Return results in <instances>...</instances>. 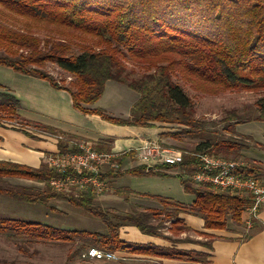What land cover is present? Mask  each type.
<instances>
[{"label": "trees", "instance_id": "16d2710c", "mask_svg": "<svg viewBox=\"0 0 264 264\" xmlns=\"http://www.w3.org/2000/svg\"><path fill=\"white\" fill-rule=\"evenodd\" d=\"M8 15L11 21L20 18L46 27L54 26L52 36L41 41L29 24H24L23 29L7 24ZM55 36L57 39H53ZM127 62L137 66L143 74L130 80ZM47 63L55 64L70 75L71 83H56L42 70ZM0 66L48 81L53 88L71 95L75 110L99 116L113 125L156 129L158 124H164L187 128L180 133L161 135L174 140L182 135H199L201 131L195 127L193 100L178 83L179 79L191 82L198 90L203 84L263 95L256 102L257 115L246 122H264V0H0ZM111 81L127 86L139 96L127 118L111 117L95 107ZM0 98V119L16 120L19 105L16 99L6 94H0ZM243 149L248 148L227 140H203L192 155L182 154L178 163L124 169V160L136 159V151H130L118 160L123 169L108 171L102 178L176 177L185 192L195 196L192 205L131 193L128 189L118 194L130 193L170 208L169 212L164 211L175 228L180 226L190 231L179 219L180 214L186 213L201 218L207 230H226L230 222L242 224L243 214L253 206V197L248 193L221 191L210 184L195 187L191 178L198 172L200 163L194 155L208 153L225 159L233 156L237 161L243 159ZM96 150L110 152V148ZM60 152L68 151L64 148ZM245 165L240 174L260 181L264 173L261 165L248 161ZM57 176L47 165L33 169L0 162V195L46 206L50 198L67 200L75 208L100 219L108 233L69 231L11 218H0V233L14 231L40 242L59 244H70L80 238L84 241L83 247L89 243L92 248L105 251L188 263L197 261L194 253L119 239L120 229L126 225L138 228L145 235L162 237L156 227L147 224L148 215L127 213L116 216L118 223H115L107 212L94 206L95 197L88 191L58 194L48 187L47 193H35L2 183L5 178H18L49 184L50 179ZM154 211L149 209L152 214ZM179 231L176 229L177 233ZM200 262L209 264L206 257Z\"/></svg>", "mask_w": 264, "mask_h": 264}, {"label": "crops", "instance_id": "0c3cea01", "mask_svg": "<svg viewBox=\"0 0 264 264\" xmlns=\"http://www.w3.org/2000/svg\"><path fill=\"white\" fill-rule=\"evenodd\" d=\"M0 94L14 97L19 104L16 120L0 119V162L39 169L46 165L48 157L64 148L74 151L78 149L76 145L82 142H87L96 149L110 148V152L127 153L137 151L148 142H158L163 138L161 134L163 135L164 131L161 129L117 126L99 116L84 115L74 109L71 95L67 91L53 88L46 80L22 75L3 66H0ZM236 126L238 133L252 142L248 149L241 152L242 158L251 163H258L264 170V122L253 121ZM136 159L127 158L123 167L126 165L125 169H130L146 165L137 157ZM147 165L153 167L159 163L152 161ZM130 177L126 188L131 193L157 196L188 206L195 201L192 194L178 195L177 190L172 191L174 187L184 190L176 177ZM12 180L15 178H5L2 183L5 186L22 187ZM260 181L264 185V173ZM121 187L123 186H119ZM23 206L24 201L0 195V215L14 216L13 209ZM180 218L192 229V232L183 233L180 238H176L181 241H173L174 237L170 241L145 235L130 225L121 227L119 239L126 243L151 245L163 250L194 253L197 254L198 262L188 263L127 252L116 254L119 253L123 260L139 263L147 261L154 264H202L200 261H204L206 257L209 264H264V204L256 217L247 210L242 216V224L230 222L228 228L222 231L206 230L204 221L193 215L182 214ZM205 232L214 236L210 248H206V239L199 235Z\"/></svg>", "mask_w": 264, "mask_h": 264}, {"label": "rangeland", "instance_id": "374dc122", "mask_svg": "<svg viewBox=\"0 0 264 264\" xmlns=\"http://www.w3.org/2000/svg\"><path fill=\"white\" fill-rule=\"evenodd\" d=\"M10 16L11 15L7 16V24L13 25L19 29H23L24 24H29L33 28L32 33L41 41L52 36V29H54V26L46 27V25L20 18H17L18 23H16V20H14V23V21H11L12 19ZM53 39H57V37L55 36ZM75 50L78 51V48H75ZM23 54H26V52H23ZM126 67L130 80L139 78L143 74V71L131 64V62H127ZM42 70L59 85H69L72 81V77L61 71L55 64L47 63ZM178 83L193 100L195 127L199 128L201 131L198 132L199 135H182L178 140L166 136L161 139L162 141L159 140L157 142L159 145L189 155H192L191 153L196 148V145L203 140L211 142L227 140L246 148L251 146V140L238 133L236 125L244 124L248 118L257 115L256 102L263 95L239 90H222L203 84H200L202 89L198 90L191 82L181 79L178 80ZM138 98V94L130 90L127 86L111 81L107 83L106 91L95 107L103 109L105 113L111 117L127 118L130 115V109ZM156 129H161L164 131V135H169L172 133H180V131L186 130L187 128L180 125L158 124ZM47 133L49 132L47 131ZM190 133L192 134V131H190L188 135H190ZM155 139L156 137H154L153 140ZM217 158H221V155L220 157L217 156ZM225 160L238 162L239 165H243V167L246 166L245 159H238L235 161L233 160V156H228ZM134 165H138V163H134ZM123 168L125 169L127 166L125 165ZM168 178L170 177H166L165 179ZM130 179V176H125L114 181L113 179L107 178L108 190L101 195H94V206L100 207L107 212L110 219L115 223H118L115 218L116 216H123L127 213H143L148 215L149 219L147 220V224L156 227L158 230L157 232L162 236L160 238L165 237L163 238L164 240L171 241L175 238L173 241H181L176 238H180L183 233L192 232L191 228L190 231H186L180 226L177 228L173 226V220H169L166 213L169 212L170 208L152 200L136 197L130 193L123 192L120 196L118 191H123V187L128 188L127 185H129ZM191 181L194 183L193 185H195V187L200 185L193 180V177ZM12 182L18 183L25 188L28 187L27 189L35 193H47V188L50 187L46 182L42 183L30 179L17 178L12 180ZM119 186L123 187L119 188ZM175 190L178 191V195H186V192H184L185 190H182L180 187H174L172 191ZM73 193L75 194V192ZM50 207L57 209V212H52ZM149 209H155L153 214L149 212ZM13 210H15L14 216L0 215V218L36 222L69 231L78 230L100 234L108 233L106 225L100 219L94 218L87 212L75 208L67 200L63 199L50 198L48 206L24 202L23 207H15ZM182 214L179 215V219H181L180 216ZM176 229H180L179 233L176 232ZM199 235L206 239L205 245L206 248H209L207 245H211L214 236L208 232L199 233ZM186 240L191 241L190 239H184V241ZM83 244L84 241L80 238H77L70 244H59L55 242H40L25 234H19L14 231L6 233L1 232L0 262H4L5 264H154L147 261L143 263H139L138 261H126L123 260L121 256L114 261L93 260L85 256L88 249L92 248L91 245L88 243L83 247Z\"/></svg>", "mask_w": 264, "mask_h": 264}, {"label": "built area", "instance_id": "2783aa9c", "mask_svg": "<svg viewBox=\"0 0 264 264\" xmlns=\"http://www.w3.org/2000/svg\"><path fill=\"white\" fill-rule=\"evenodd\" d=\"M76 147L77 152H58L47 158L48 168L58 175L50 179V187L58 194L71 191H88L96 196L103 194L108 190L103 175L108 171L121 169L118 160L126 153L99 152L89 143L77 144ZM194 156L200 163L198 172L193 176L197 184H210L216 189L231 193L250 194L253 197V206L248 210L256 217L264 204V185L261 181L243 177L240 174L243 165L238 162L217 158L208 153ZM136 157L146 165L152 161L174 164L181 161L182 153L164 148L157 142H148L136 151ZM85 256L98 261H114L120 258L114 252L97 248L88 249Z\"/></svg>", "mask_w": 264, "mask_h": 264}]
</instances>
